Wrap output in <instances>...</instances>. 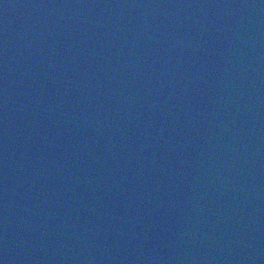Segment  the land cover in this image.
<instances>
[{"label":"water","instance_id":"95a60500","mask_svg":"<svg viewBox=\"0 0 264 264\" xmlns=\"http://www.w3.org/2000/svg\"><path fill=\"white\" fill-rule=\"evenodd\" d=\"M0 264H264V0H0Z\"/></svg>","mask_w":264,"mask_h":264}]
</instances>
